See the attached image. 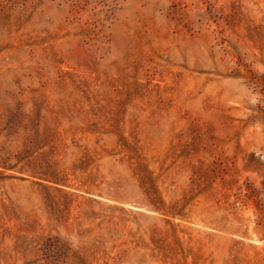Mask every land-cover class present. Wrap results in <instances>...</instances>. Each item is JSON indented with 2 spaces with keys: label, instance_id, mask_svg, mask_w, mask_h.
<instances>
[{
  "label": "rangeland",
  "instance_id": "rangeland-1",
  "mask_svg": "<svg viewBox=\"0 0 264 264\" xmlns=\"http://www.w3.org/2000/svg\"><path fill=\"white\" fill-rule=\"evenodd\" d=\"M0 155V264H264V0H0Z\"/></svg>",
  "mask_w": 264,
  "mask_h": 264
},
{
  "label": "trees",
  "instance_id": "trees-1",
  "mask_svg": "<svg viewBox=\"0 0 264 264\" xmlns=\"http://www.w3.org/2000/svg\"><path fill=\"white\" fill-rule=\"evenodd\" d=\"M7 160L8 159H5L4 157H1V155H0V168L2 170H15L16 165H14V166L8 165ZM20 170H24V169H20Z\"/></svg>",
  "mask_w": 264,
  "mask_h": 264
}]
</instances>
